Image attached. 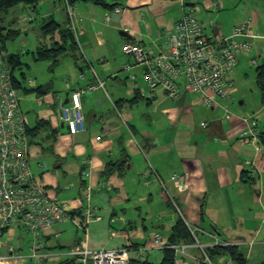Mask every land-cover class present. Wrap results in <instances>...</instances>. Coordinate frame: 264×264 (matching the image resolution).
<instances>
[{
    "label": "crops",
    "instance_id": "obj_1",
    "mask_svg": "<svg viewBox=\"0 0 264 264\" xmlns=\"http://www.w3.org/2000/svg\"><path fill=\"white\" fill-rule=\"evenodd\" d=\"M181 1L183 5L180 0H103L109 6L103 7L88 0H70L81 32L74 53L80 59L76 61L71 52L54 64L33 60L38 47L52 48L53 43L62 42L57 33L44 38L38 32L27 52L34 77L26 80L21 73L17 78L22 82L20 108L27 120L31 174L44 184L51 201L66 203L73 213L85 208L81 192L91 189L90 206L100 217L83 229L68 220L45 230V264H63L67 252L83 243L89 250L147 247L143 261L160 264L163 245L178 218L198 230L196 238L203 250L218 240L239 248L247 264H264V147L259 139L264 133V103L255 76L259 94L251 90L254 99L247 101V90L241 91L248 85L250 61H264V0ZM185 5L193 8L204 34L213 39L229 35L248 18L257 36L236 68L240 74L234 80L242 88L235 83L229 100H218L210 108L184 89L178 99L168 98L161 89L146 97L145 68L122 52L124 44L133 43L144 47L150 57L163 53ZM20 9L12 12L14 27L20 25ZM115 9L120 13L113 14ZM30 13L28 29H34L40 16L42 20L52 17L61 29H68L60 2H40L36 12ZM106 14L111 15L109 22L104 21ZM27 41L22 39L23 48ZM6 50L19 54L20 60L24 52ZM124 65L131 69L125 70ZM25 66L30 70V65ZM54 72L67 75V82L55 81ZM96 78L104 90L81 95L86 130L71 135L58 118L57 108L70 92L87 88ZM37 88L45 94L30 93ZM249 115L257 120L258 137L243 141V120ZM150 168L163 185L155 181ZM156 234L161 239L154 240ZM29 244L30 237L19 226H0V259L5 263L35 264L23 260ZM202 257V250L191 245L179 260L180 264H197ZM229 261L222 257L215 264Z\"/></svg>",
    "mask_w": 264,
    "mask_h": 264
},
{
    "label": "built area",
    "instance_id": "obj_2",
    "mask_svg": "<svg viewBox=\"0 0 264 264\" xmlns=\"http://www.w3.org/2000/svg\"><path fill=\"white\" fill-rule=\"evenodd\" d=\"M181 5L183 2L180 0ZM64 10L68 20V30L76 43L81 34L76 27L74 7L69 0H64ZM216 6L217 4L214 3ZM184 15L179 20L165 41V51L150 57L147 50L139 44L126 43L122 46L123 54L132 56L136 65L144 67V78L147 85V97H152L161 89L170 99H178L181 91L197 95L201 104L210 108L218 100L230 98L234 87V72L241 56L248 55L252 49V18L243 20L227 36L213 39L204 34L201 22L191 6H184ZM115 9L113 14L120 13ZM22 17L20 22L26 21ZM111 15L106 14L104 21L109 22ZM91 68L89 62H85ZM258 60H251L250 66L256 67ZM125 70L131 66L124 65ZM85 75L80 74L83 79ZM134 76H131V80ZM67 82V81H66ZM104 90V84L98 78L86 89L72 91L67 105L57 108V115L71 135L84 132L85 120L82 113L81 95L87 91ZM20 92L14 87L8 53L0 52V226L2 229L19 226L30 237L29 255L23 260L27 263L45 264L48 254L44 253L43 232L65 221H72L77 227L84 228L90 220H100L95 209L90 206L91 189L81 192L80 213H73L66 203H57L48 198L44 184L35 178L28 166L29 137L27 120L20 109ZM229 114H227V117ZM243 122L246 128L241 132L243 141L258 137L257 120L247 116ZM151 174L160 185L163 182L150 168ZM173 176L171 180H175ZM174 208L178 211L176 204ZM195 240V246L202 250V258L197 264H213L205 256L198 244L197 229L187 226ZM154 240L161 237L156 234ZM234 246L215 240L212 246ZM191 245L171 246L176 255L175 264H180L184 250ZM193 246V245H192ZM166 246L163 245V249ZM147 247H128L116 250H89L84 243L71 248L68 259L63 264H130L131 260L143 261L142 253ZM0 259V264H7ZM225 264H232L231 261Z\"/></svg>",
    "mask_w": 264,
    "mask_h": 264
},
{
    "label": "trees",
    "instance_id": "obj_3",
    "mask_svg": "<svg viewBox=\"0 0 264 264\" xmlns=\"http://www.w3.org/2000/svg\"><path fill=\"white\" fill-rule=\"evenodd\" d=\"M43 1L49 0H0V52H7V43L9 41H15L21 36L20 29H15L13 24L16 23L14 14L12 12L17 9L24 7L23 9H29L33 12H36L38 4ZM63 4L64 0H55ZM94 3L95 5H101L103 7H109L103 0H88ZM70 2V0H69ZM71 4L73 2H70ZM12 16L10 22L5 21L6 26L3 23V19L8 15ZM57 33L62 39L61 43H53L52 48L46 47H38L35 52L32 53L33 60L35 62H44V61H52L53 64L58 62V59L68 53H73V57L75 60H79L76 57V48L77 43L70 33V31L66 28H62L57 24L52 17H48L41 21L39 26V34L41 37H51ZM67 39V40H66ZM8 53V52H7ZM8 63L11 68L12 79L14 83V87L16 89L22 88L21 83L17 76L15 75V71L19 69L23 64L20 60L19 54H8ZM255 79L256 85L258 87L261 101L264 103V63L258 62V65L255 67ZM25 90V89H24ZM33 90V89H32ZM35 93L36 96L41 94H45V90H41V88L34 89L30 93ZM260 144L264 147V133L259 135ZM121 163V162H120ZM123 163V162H122ZM109 172V171H108ZM195 240L190 233V230L186 226V223L178 218L175 222L174 226L171 229V233L168 237L166 247L163 249V259L160 264H175L176 255L174 250L171 249V246H181V245H194ZM205 256L208 260L215 264L217 259L222 257H228L232 264H247L246 258L240 252V249L236 246H210L206 247L203 250ZM130 264H151L147 261H137L131 260Z\"/></svg>",
    "mask_w": 264,
    "mask_h": 264
},
{
    "label": "rangeland",
    "instance_id": "obj_4",
    "mask_svg": "<svg viewBox=\"0 0 264 264\" xmlns=\"http://www.w3.org/2000/svg\"><path fill=\"white\" fill-rule=\"evenodd\" d=\"M19 9H20V7H19ZM19 12L21 14V16L18 18L19 20L23 16L30 18V15H31L30 10H26L25 11V10L20 9ZM42 14H45L44 9L42 10ZM11 19H12V16L10 14L7 17H5L3 19L4 25L6 26V24H5V21L6 20H8L7 22H10ZM41 21H42V16L38 17L36 19V22H34V24H33L34 29H28L29 28V25L27 24V21L20 22V25H16L14 28L15 29H20V31L22 32L21 33V36L17 40H15V41H9L7 43V48L10 51H14V48H15V51L22 50V49L24 51L23 54L21 53V55H22L21 61L23 62L24 65H22L19 69H17L15 71V75L18 78H20L21 73H23L26 76V78H27L26 80H29L30 77L31 78L34 77V76H31L32 75V72L34 70V65L31 62V58L27 55V52L32 49V46L34 45V43L36 41V38H38L39 26H40ZM24 28H26L28 31H25ZM24 38H27L28 39V41L26 42V48H23L22 47V43H21L22 39H24ZM25 64L30 65L29 66V67H31L30 70L26 68ZM38 64H39L38 66H40L42 64L44 65L45 63H38ZM47 64L50 66V63H47ZM254 70H255V67H253V66H251L250 68H248V70H247V74L249 75L248 85H245V87L241 90V91H243L244 89L247 90V94L248 95H246V98H245L247 101H252L254 99V94H252L250 92L251 90L253 91V93H255V92L258 93L257 87H256L255 82L253 80L254 79V76H255L254 75L255 74V71ZM239 72H240V70L238 71V73H237V71H236V73L234 72L233 80H234L236 74H237V77L239 76V74H240ZM50 74L51 73H49V75ZM53 78H54L55 81L61 80L62 83H66V81H67L66 79L68 78V76L67 75H61L58 72H54ZM252 80H253V82H252ZM234 81H235L234 84L236 83V86L237 87H241L242 88V86H240V84L236 80H234ZM26 85L28 86V83L27 82H26ZM234 89H236V88H234ZM146 97H147V95H146ZM21 101H22V97L19 100L20 106H21ZM29 246H30V244H29ZM29 249H30V247H29ZM28 255H29V252H28V254L26 256H28Z\"/></svg>",
    "mask_w": 264,
    "mask_h": 264
},
{
    "label": "water",
    "instance_id": "obj_5",
    "mask_svg": "<svg viewBox=\"0 0 264 264\" xmlns=\"http://www.w3.org/2000/svg\"><path fill=\"white\" fill-rule=\"evenodd\" d=\"M120 36L127 37V35L125 33H123V32H120ZM261 63H264V61L262 60ZM67 102H68V99L66 98L64 104H66Z\"/></svg>",
    "mask_w": 264,
    "mask_h": 264
},
{
    "label": "bare ground",
    "instance_id": "obj_6",
    "mask_svg": "<svg viewBox=\"0 0 264 264\" xmlns=\"http://www.w3.org/2000/svg\"><path fill=\"white\" fill-rule=\"evenodd\" d=\"M86 89V88H85ZM71 93V92H70ZM69 93V94H70ZM67 99H68V102L66 103V104H62V105H67L68 103H69V98L68 97H66ZM66 100V99H65ZM65 102V101H64ZM81 106H82V102H81ZM83 113V112H82ZM85 120V119H84ZM64 125V124H63ZM65 126V125H64ZM66 127V126H65ZM85 129H86V125H85ZM27 135H28V131H27ZM29 137V136H28ZM184 221V220H183Z\"/></svg>",
    "mask_w": 264,
    "mask_h": 264
},
{
    "label": "clouds",
    "instance_id": "obj_7",
    "mask_svg": "<svg viewBox=\"0 0 264 264\" xmlns=\"http://www.w3.org/2000/svg\"><path fill=\"white\" fill-rule=\"evenodd\" d=\"M24 8V7H23ZM19 90V89H18Z\"/></svg>",
    "mask_w": 264,
    "mask_h": 264
}]
</instances>
